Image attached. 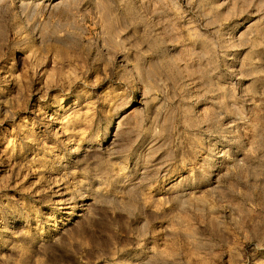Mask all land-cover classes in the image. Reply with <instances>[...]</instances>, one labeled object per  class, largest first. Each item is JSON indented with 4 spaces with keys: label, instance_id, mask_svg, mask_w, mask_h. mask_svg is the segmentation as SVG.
<instances>
[{
    "label": "rangeland",
    "instance_id": "374dc122",
    "mask_svg": "<svg viewBox=\"0 0 264 264\" xmlns=\"http://www.w3.org/2000/svg\"><path fill=\"white\" fill-rule=\"evenodd\" d=\"M0 264H264V0H0Z\"/></svg>",
    "mask_w": 264,
    "mask_h": 264
}]
</instances>
